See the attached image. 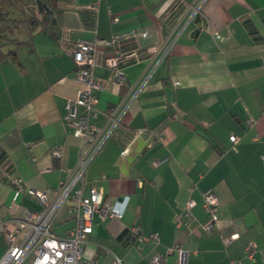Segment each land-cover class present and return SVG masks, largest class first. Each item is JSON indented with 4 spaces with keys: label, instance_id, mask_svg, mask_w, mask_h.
<instances>
[{
    "label": "crops",
    "instance_id": "1",
    "mask_svg": "<svg viewBox=\"0 0 264 264\" xmlns=\"http://www.w3.org/2000/svg\"><path fill=\"white\" fill-rule=\"evenodd\" d=\"M192 1L57 0L70 39L93 40L102 53L115 33H146L134 43L143 55L124 68L123 86L106 67L94 68L104 89L92 122L104 125L108 111L123 103L178 25L183 3ZM94 2L95 10L87 8ZM202 10L86 170L85 193L92 184L111 203L127 197L121 218L93 219L85 254L100 250L99 264L109 262V252L124 264H150L155 255L178 264L176 252L167 253L174 244L186 250L185 264H264V0H205ZM80 88L72 57L45 32L0 62V219L42 207L28 190L15 197L13 179L43 190L75 168L79 139L66 121L65 103ZM142 128L159 132L163 141L149 145L136 133ZM57 145L61 159L50 154ZM207 189L219 200L218 228L202 235L197 224L206 219ZM190 199L193 220L176 228L175 216ZM72 223L63 206L53 224L64 234ZM132 227L140 235L157 234V241L131 237ZM234 232L237 238L223 241ZM249 242L257 247L252 259L244 252ZM3 249L0 234V256Z\"/></svg>",
    "mask_w": 264,
    "mask_h": 264
},
{
    "label": "built area",
    "instance_id": "2",
    "mask_svg": "<svg viewBox=\"0 0 264 264\" xmlns=\"http://www.w3.org/2000/svg\"><path fill=\"white\" fill-rule=\"evenodd\" d=\"M204 2L205 0H194L183 3L184 15L169 39L158 49L140 81L125 92L123 103L108 111L106 123L102 126L92 122L97 115L98 93L104 89L103 84L94 77L93 70L97 66L106 67L112 81L123 86L126 78L124 68L128 64L140 61L143 55L134 43L138 37H145L146 33L135 29L115 33L107 42L108 51L102 53L97 50L95 41L81 39L73 41L68 33L62 31L58 43L64 52L72 57L75 78L81 83L76 96L67 99L65 103L66 121L72 126L73 135L79 139L77 163L66 179L59 180L55 186H47L43 190L27 188L19 179L12 180L15 197L28 190L42 207L39 211L27 209L20 218L10 216L0 219V234L4 243L0 264H99L96 257L100 250L95 249L90 256L85 254V245L93 229V219L121 218L127 207V197L111 203L105 199L103 192L92 184L87 186L85 193L86 170L105 142L120 126L121 116L126 108L135 101L146 81L169 56L186 26L196 18L204 16L202 10ZM96 4L97 2L88 4L87 8L95 10ZM80 108L82 112H79ZM136 133L145 137L149 145L153 141H163L159 132L148 128L139 129ZM229 138L233 143L238 140L235 135ZM50 154L54 159H61L63 146H54ZM261 160L264 163V154L261 155ZM167 161L166 157L154 160L152 164L157 167ZM202 200L206 219L198 222L197 227L202 235H209L218 228L219 200L210 189L203 191ZM194 205L195 201L190 199L177 213L176 228L193 220L191 210ZM63 206H66L68 218L72 219L73 223L63 235H57L50 228ZM130 232L131 237L152 241L158 239L157 234L140 235L137 227H132ZM237 237L238 233L234 232L223 238V241L227 243ZM256 250L255 243H247L244 249L245 256L252 259ZM171 252H176L178 264H185L187 254L185 249L174 244L167 249V253ZM109 253L110 259L107 264H124L120 257ZM261 253L264 263V249ZM165 260V256L155 255L150 264H165ZM236 262L242 264L241 260Z\"/></svg>",
    "mask_w": 264,
    "mask_h": 264
},
{
    "label": "trees",
    "instance_id": "3",
    "mask_svg": "<svg viewBox=\"0 0 264 264\" xmlns=\"http://www.w3.org/2000/svg\"><path fill=\"white\" fill-rule=\"evenodd\" d=\"M62 31L57 0H0V62L19 47H32L39 33L58 41Z\"/></svg>",
    "mask_w": 264,
    "mask_h": 264
},
{
    "label": "rangeland",
    "instance_id": "4",
    "mask_svg": "<svg viewBox=\"0 0 264 264\" xmlns=\"http://www.w3.org/2000/svg\"><path fill=\"white\" fill-rule=\"evenodd\" d=\"M17 15V13L16 12H12V16H16ZM53 226V227H52ZM51 226V228H50V230H53L54 229V233L55 234H57V235H61V234H63V228L61 227V226H56V225H52Z\"/></svg>",
    "mask_w": 264,
    "mask_h": 264
}]
</instances>
